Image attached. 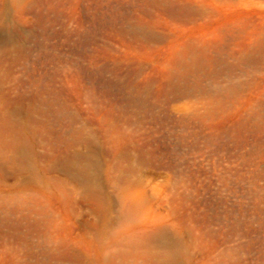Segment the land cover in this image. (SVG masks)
<instances>
[{
  "label": "rangeland",
  "instance_id": "1",
  "mask_svg": "<svg viewBox=\"0 0 264 264\" xmlns=\"http://www.w3.org/2000/svg\"><path fill=\"white\" fill-rule=\"evenodd\" d=\"M0 264H264V0H0Z\"/></svg>",
  "mask_w": 264,
  "mask_h": 264
}]
</instances>
